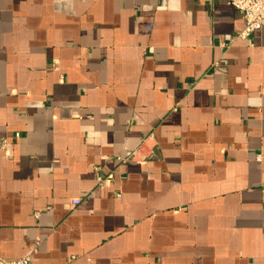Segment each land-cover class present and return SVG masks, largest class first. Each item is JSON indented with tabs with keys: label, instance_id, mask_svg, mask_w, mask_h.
Here are the masks:
<instances>
[{
	"label": "crops",
	"instance_id": "0c3cea01",
	"mask_svg": "<svg viewBox=\"0 0 264 264\" xmlns=\"http://www.w3.org/2000/svg\"><path fill=\"white\" fill-rule=\"evenodd\" d=\"M244 26L229 0H0V256L264 264V26L222 45Z\"/></svg>",
	"mask_w": 264,
	"mask_h": 264
},
{
	"label": "built area",
	"instance_id": "2783aa9c",
	"mask_svg": "<svg viewBox=\"0 0 264 264\" xmlns=\"http://www.w3.org/2000/svg\"><path fill=\"white\" fill-rule=\"evenodd\" d=\"M230 3L243 13L245 19L244 28L235 35H225L222 41V45H227L230 41L236 39H247L253 30L260 29L264 26V0H229ZM21 133L15 132L12 137L19 138ZM9 143L7 136L0 137V151H6ZM134 152L124 159L119 158L121 161H125L128 157H132ZM96 187L101 188L108 182L110 175H104L100 171V167L95 166ZM80 197H74L70 199V207L74 208L81 202ZM31 260L30 255H25L17 259H5L0 256V264H29Z\"/></svg>",
	"mask_w": 264,
	"mask_h": 264
}]
</instances>
